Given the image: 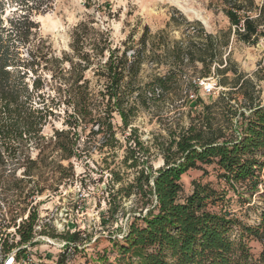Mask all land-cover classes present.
<instances>
[{"label":"trees","instance_id":"16d2710c","mask_svg":"<svg viewBox=\"0 0 264 264\" xmlns=\"http://www.w3.org/2000/svg\"><path fill=\"white\" fill-rule=\"evenodd\" d=\"M223 1L240 41L257 44L264 30V5L257 8L253 0ZM53 3L0 0V170L9 165L25 168L24 176L30 178L39 169V162L50 160L54 152L59 160L51 162L65 170L62 161L88 158L101 136L96 148L107 150L104 164L111 175L108 216L119 215L124 210L123 202L134 200L127 230L120 240H114L119 252L116 264H264V189H259V185L264 186V103L251 78L218 67L222 66V52L229 38L220 40L203 31L172 45L153 43L149 57L146 27L140 48L134 50L128 40L119 55L117 49H111L108 32L94 29L93 22H83L72 34L73 54L59 58L41 37L34 20L35 15L50 11ZM23 50L28 57L23 56ZM106 52L109 55L103 60ZM152 57L164 58L166 63L157 64L168 69L143 82V67ZM90 70L104 81L98 92L87 78ZM229 72L233 78L226 76ZM261 73L264 68L257 74ZM45 75L51 76L50 82ZM211 76L220 77L218 86L229 90L210 103L196 95L188 124L177 121L165 127L166 135L158 136L153 143L164 162L155 170L152 147L140 139L138 130L132 127L134 121L141 111L161 102L162 96H179L184 86L189 98L190 91L197 93L199 82ZM46 87L56 96L44 93ZM60 104L71 108L66 111L68 129L56 131L47 139L43 130L54 115L53 107ZM114 115L120 117L123 132H130L124 145L117 139ZM87 130L89 140L81 149V134ZM32 149L39 151L40 159L32 158ZM122 149L123 156L117 161V152ZM211 166L228 189L249 194L250 199H244L248 204L258 196L254 225L225 210L227 191L210 184L193 182L192 192L183 197L182 176L190 170L206 172L205 168ZM3 203L0 199L2 253L7 257L16 252V262H22L25 251L21 247L34 241L39 215L31 211L17 225L14 208L4 213ZM12 227L16 229L14 236L9 232ZM79 237L80 233H67L54 238L64 240L69 247ZM253 241L261 245L258 256L252 254ZM66 258L62 253L57 264H66Z\"/></svg>","mask_w":264,"mask_h":264},{"label":"rangeland","instance_id":"374dc122","mask_svg":"<svg viewBox=\"0 0 264 264\" xmlns=\"http://www.w3.org/2000/svg\"><path fill=\"white\" fill-rule=\"evenodd\" d=\"M253 1L257 8L264 5V0ZM227 10L228 7L223 0H54L52 9L45 14L35 15L34 20L39 25L41 37L51 45L59 58L65 53L73 54L72 34L83 22H93L94 29L108 32L111 49H117L119 55H122L125 50L124 43L128 40L131 41L129 46L134 47V50L140 48L138 44L146 27L149 28L147 46L149 57L152 54L153 43L162 46L172 45L175 41L189 39L190 36H197L203 31L220 40L229 38V45L222 52V66L218 67L237 70L251 78L258 85L257 89L261 91L264 103V73L257 74L264 68V30L257 44L243 43L227 16ZM256 14L258 11L253 12L254 18ZM7 15H10V10L7 11ZM22 53L25 58L28 57L26 50ZM132 53L130 52L129 56ZM157 53L161 54L160 51ZM108 55L106 52L103 60H106ZM158 59L152 57L144 65L141 75L143 82L150 81L155 74L167 71V65L157 64L166 63L165 59L160 58V61ZM197 67L198 70L202 69L200 64H197ZM214 71L212 68V72ZM86 75L96 92L103 89L104 81L95 77L93 70ZM226 76L233 78L232 72ZM30 77L28 81L31 84L33 78L32 75ZM45 77L50 82L51 76ZM219 79L220 77L211 76L202 80L207 85H217L209 96L205 95L204 89L200 87L197 93L190 91L188 98L187 88L184 86L183 93L179 96H162L161 102L152 106L149 111L140 112L132 127L138 130L140 139L152 147L151 163L155 170L162 167L164 162L153 146L154 140L159 138L158 136H165V127L171 126L173 122L188 124L190 107L195 104L196 95L210 103L218 98L221 92L228 91L229 89L218 86ZM43 92L51 97L56 96L48 87ZM53 109L54 115L49 118L43 130V135L47 139L54 137L56 131L68 129L65 124L66 111L71 108L60 104ZM113 123L117 130V139L124 145L130 132H123L118 115H114ZM89 134V130L81 134L79 142L81 149L88 142ZM100 140L102 137L98 136L88 158L83 156L81 159L62 161L60 164L65 170L59 169L57 162H51L54 158L59 160V154L55 152L51 154L50 160L39 162V169L32 172L30 178L24 176L25 168L9 165L0 170V199L4 201L2 204L4 213H8L9 207H13L17 225L26 220L31 211L39 215L34 241L21 247L25 251L24 260L57 264L60 255L66 253V264H116L119 252L114 246V240H120L127 230L134 200L124 201V210L119 215L113 218L108 216V184L111 175L110 170L106 169L104 159L109 154L107 150L103 152L97 150L96 146H99ZM30 155L35 160L40 159L38 150L32 149ZM117 156L119 161L123 156V149L117 152ZM205 171L190 170L182 176L183 197L192 192L193 182L210 184L218 190L227 191L225 210L239 217L245 224L254 225L258 220L255 207L259 204L258 196L255 195L248 204L244 199H250L249 194H243V190H240L239 194L228 189L217 179V171L213 166L206 167ZM71 175L73 177L68 178ZM126 177L125 175V179ZM129 179L132 177L129 176ZM259 189H264V186L259 185ZM10 217L8 214V219ZM15 231L14 227L9 230L12 236L15 235ZM67 233H80L79 241L67 247L64 240L54 238ZM19 240V236L15 237L16 243ZM250 247L255 256L261 252V245L255 241L250 242ZM6 258L0 246V264Z\"/></svg>","mask_w":264,"mask_h":264},{"label":"built area","instance_id":"2783aa9c","mask_svg":"<svg viewBox=\"0 0 264 264\" xmlns=\"http://www.w3.org/2000/svg\"><path fill=\"white\" fill-rule=\"evenodd\" d=\"M199 86L204 89V94L209 96L214 92L215 87L217 85L210 86L207 85L205 81H200ZM64 245H66V243H64ZM15 254L16 252H14L12 255L7 256V258L2 262V264H34V262L29 259H27V261L24 260L22 262H16Z\"/></svg>","mask_w":264,"mask_h":264},{"label":"bare ground","instance_id":"6f19581e","mask_svg":"<svg viewBox=\"0 0 264 264\" xmlns=\"http://www.w3.org/2000/svg\"><path fill=\"white\" fill-rule=\"evenodd\" d=\"M182 4V3H181Z\"/></svg>","mask_w":264,"mask_h":264}]
</instances>
